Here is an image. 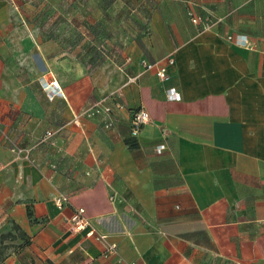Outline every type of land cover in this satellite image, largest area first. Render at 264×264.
<instances>
[{
	"label": "crops",
	"instance_id": "obj_1",
	"mask_svg": "<svg viewBox=\"0 0 264 264\" xmlns=\"http://www.w3.org/2000/svg\"><path fill=\"white\" fill-rule=\"evenodd\" d=\"M9 3L0 0V264H264V0H121L132 35L104 66L73 33L66 46L48 32L44 43L12 40ZM96 11L72 17L97 21ZM166 58V81L140 65ZM41 78L63 97L48 99ZM102 99L123 105L109 128L83 115ZM139 108L149 122L129 149ZM76 209L104 241L70 229ZM110 244L118 252L104 258Z\"/></svg>",
	"mask_w": 264,
	"mask_h": 264
},
{
	"label": "rangeland",
	"instance_id": "obj_2",
	"mask_svg": "<svg viewBox=\"0 0 264 264\" xmlns=\"http://www.w3.org/2000/svg\"><path fill=\"white\" fill-rule=\"evenodd\" d=\"M10 6L12 40L31 37L33 42L44 43L47 39L44 34L48 32L52 40L59 36L66 46L70 43L69 33H73L75 44L81 45L85 58L95 59L96 66L112 61L132 35L133 28L123 13L130 4L121 0L117 5L112 0H16ZM96 10L97 21L72 17L78 13L84 18Z\"/></svg>",
	"mask_w": 264,
	"mask_h": 264
},
{
	"label": "built area",
	"instance_id": "obj_3",
	"mask_svg": "<svg viewBox=\"0 0 264 264\" xmlns=\"http://www.w3.org/2000/svg\"><path fill=\"white\" fill-rule=\"evenodd\" d=\"M187 17L191 21V23L200 27L201 29H209L212 26V21L207 17H203L201 15H197L192 11H187ZM228 40H232L231 37ZM234 43L237 45H244L246 41H244L243 37H236L234 39ZM174 59L166 58L160 61L148 62L143 60L140 62L142 69L146 72H153L155 76L161 80L166 81L168 79V70L174 64ZM127 63L130 59L125 60ZM39 84H41L42 90L47 93L48 99H53L54 97H63L62 92L59 88V85L56 80H44L41 78L39 80ZM169 100L178 99V95L174 92H171L168 96ZM112 100V99H110ZM114 101V102H113ZM112 102L107 99H102L100 101L94 102L88 110H86L83 115L86 118L92 119L96 116L102 115L105 123L104 128H109L112 124L111 115L113 110H122L123 105L113 100ZM78 116L74 118V124L79 125ZM149 122V114L142 108L130 111V120H129V128H130V136L133 138H137L142 127ZM53 132L48 131L45 134V139L51 138L53 136ZM162 146L158 147V152L162 150ZM115 194L109 196V201L113 202L115 200ZM67 197L59 196L55 200V204L58 208H62L65 203H67ZM89 220L86 216L84 209H76L74 210L71 218H70V229L74 232H85L86 237L94 238L97 241H104L106 239L105 236H101L95 233V231L91 228ZM118 248L115 244H110L105 247L103 257L108 258L115 254H117ZM129 264H138L137 262H131Z\"/></svg>",
	"mask_w": 264,
	"mask_h": 264
},
{
	"label": "trees",
	"instance_id": "obj_4",
	"mask_svg": "<svg viewBox=\"0 0 264 264\" xmlns=\"http://www.w3.org/2000/svg\"><path fill=\"white\" fill-rule=\"evenodd\" d=\"M126 145L129 146L128 148L130 149H135L136 148V138H133L130 136L129 140L126 141Z\"/></svg>",
	"mask_w": 264,
	"mask_h": 264
}]
</instances>
